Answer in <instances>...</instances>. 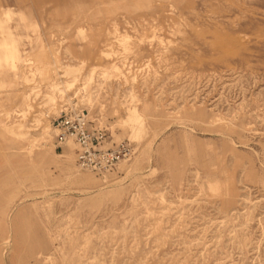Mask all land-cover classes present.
<instances>
[{"label":"rangeland","instance_id":"rangeland-1","mask_svg":"<svg viewBox=\"0 0 264 264\" xmlns=\"http://www.w3.org/2000/svg\"><path fill=\"white\" fill-rule=\"evenodd\" d=\"M0 264H264V0H0Z\"/></svg>","mask_w":264,"mask_h":264},{"label":"built area","instance_id":"built-area-1","mask_svg":"<svg viewBox=\"0 0 264 264\" xmlns=\"http://www.w3.org/2000/svg\"><path fill=\"white\" fill-rule=\"evenodd\" d=\"M54 127L59 132L60 143L73 140L78 144L77 163L85 171L106 173L132 156L130 145L124 142L105 148V132L91 129L81 114H64L55 120Z\"/></svg>","mask_w":264,"mask_h":264},{"label":"crops","instance_id":"crops-1","mask_svg":"<svg viewBox=\"0 0 264 264\" xmlns=\"http://www.w3.org/2000/svg\"><path fill=\"white\" fill-rule=\"evenodd\" d=\"M113 146H114V145H113ZM113 146H112V147H113Z\"/></svg>","mask_w":264,"mask_h":264}]
</instances>
